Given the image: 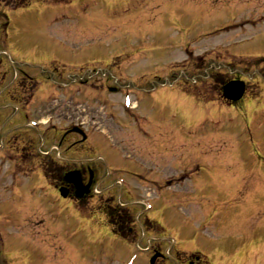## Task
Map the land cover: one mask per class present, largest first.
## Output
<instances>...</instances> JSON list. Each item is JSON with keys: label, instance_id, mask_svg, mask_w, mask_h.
Masks as SVG:
<instances>
[{"label": "rangeland", "instance_id": "374dc122", "mask_svg": "<svg viewBox=\"0 0 264 264\" xmlns=\"http://www.w3.org/2000/svg\"><path fill=\"white\" fill-rule=\"evenodd\" d=\"M4 13L15 48L1 41L0 31L2 64L38 70L45 81L64 72L66 84L75 79L70 71L89 65V87L99 81L123 85L120 95L102 93L112 111L89 88L88 114L84 103L76 99L68 107L62 95V106L47 104L55 84H45L38 138L44 151L57 144L63 160H77L60 140L63 130L79 125L92 136L100 130L111 136L112 141L101 137L102 147L131 155L145 173L178 180L158 186L159 193L141 186L136 198L120 189L115 178L121 176L112 171L114 181L99 179L101 202L89 198L76 204L79 210L67 198H53L44 177L48 203L38 217L1 213L0 264H151L147 251L160 246L149 238L159 240L158 251L170 264H186L188 254L202 257L201 264H264V0H72ZM213 75L244 80L248 94L236 105L222 104ZM129 88L136 112L146 117L141 132L118 110ZM4 93L1 88V146L8 126L14 129L1 113L19 107L9 105ZM109 112L124 129L106 119ZM20 122L25 124H14ZM51 129L60 132L49 134ZM105 151L94 156L105 158ZM197 163L199 176L180 177ZM106 172L104 167L101 176ZM132 180L125 186L132 187ZM116 196L123 204L149 203V211L140 204L131 208L143 213L138 223L153 221L162 233L146 226L145 239L138 230L135 238L123 239L108 230L98 208L104 202L116 207ZM4 197L0 193V201Z\"/></svg>", "mask_w": 264, "mask_h": 264}, {"label": "flooded vegetation", "instance_id": "af4514ba", "mask_svg": "<svg viewBox=\"0 0 264 264\" xmlns=\"http://www.w3.org/2000/svg\"><path fill=\"white\" fill-rule=\"evenodd\" d=\"M62 1L64 0H0V31H3L1 41L8 47L13 48L15 46V42L11 34L13 28L10 25L8 16L4 13V10H7L9 15H11L12 13L30 8L33 5H45L47 7H51L58 5ZM108 1L114 3L115 0ZM116 1L118 2V0ZM89 71L91 73L94 71V68L89 70V65L79 67L78 70L70 71V76H73L75 79L69 82V84H66L67 80L66 77H64V72H62L59 76L58 73H60V71H58L55 73L56 75L53 74L52 78L47 76V80L45 81L43 73L38 70L27 71L20 66L11 67L2 64V61L0 60V89L2 88L5 91L4 99L7 103H9V105L19 106L16 109V112L6 111L5 113H1V116L9 117V123L14 126V129H11V126H8V132L6 135L7 144L2 146L0 145V193L5 195L4 200L0 201V215L1 213L7 214L11 212H21L24 215L30 214L31 217H38L39 213L42 211V205L44 203H48V199L45 198L46 196L43 191V176L45 169H48V173L51 176V179L48 180V188L52 192V197L57 198L60 195V187L65 186L69 192L70 201L80 203L81 206L83 205L82 203L88 204L89 198L99 197L93 194V187L98 185L102 179H111L114 181V178L110 177L111 174H113L112 171L117 172L121 176L120 179L123 183L119 184L120 189L123 190L126 187L128 192H130L128 195H132L136 198L140 195L137 192H139L138 188L141 186H151V190L154 189L155 192L159 193L157 188L158 186H162L164 184L167 185L169 182L178 180V178L172 176L156 178V176H151L149 172L145 173L144 169H141L140 163H138L137 160H134L135 158L127 154L126 156H122L120 155V152L114 148H103V140L99 137L89 135V130L87 131V136L84 140L76 132H69L70 127L62 131L64 139L66 137L65 141L63 139V142L67 143L66 150L71 154L76 155L78 157L77 160H63L62 158L56 159L51 153L43 152L42 147L38 143L40 135L39 128L41 126L39 117H41L43 113V105L40 100V95L45 84H47L50 80H52L55 84V87L53 88L54 94L52 93L53 96L48 99L46 102L47 104H56L55 108L62 106L63 104L61 103V100H59V97L62 95L63 97H67L65 99V103L68 107H73L74 101L78 99L81 105L84 103L87 106L85 111H87L88 114H91L89 112L90 88L95 90L92 98L97 103H101L104 107L103 109L107 108L112 111L113 106L108 107V101L102 93L106 91L116 95L120 94L123 90V85H121L120 82H115V85L110 86L99 81L98 83L92 85V87L95 88L89 87ZM83 85L86 87H83ZM58 86H63L61 91L57 88ZM129 90L133 92V89L129 88ZM65 91H67L68 94H63ZM118 110H122V118L130 122L134 128H137V131H142L140 116L137 117L134 111L126 112V110L122 109V106L119 104ZM105 116L106 119L111 122H116L114 124L115 126L124 129V125L122 123L123 121H116L114 113L109 112L105 114ZM17 120H24L25 124L20 122V124L16 126L14 123ZM31 120L36 121L37 125L31 126ZM99 125L102 124L99 123ZM97 128H99V126ZM46 131L52 135L60 132L55 129ZM144 134H146V131H144ZM145 149L149 152V148ZM99 150H106L105 158L102 156H94V153H97ZM133 150L137 154L136 147H133ZM60 166L63 168L62 172L60 171ZM104 167L107 168L106 176H101V172ZM67 169L79 170L85 185L89 184L91 181L92 192L84 196L82 199L76 200L74 186L68 183L63 176V172ZM140 170H142V173L139 172ZM189 170L190 169L183 170V173L186 174L187 178L192 179L194 176L200 175L202 166L197 163L194 169H191V171ZM151 174H153L152 171ZM127 178L129 180L133 179L132 181L135 182L132 187L127 185L125 186ZM120 179L117 180V178H115L118 182ZM110 187L109 191L112 192L113 188ZM121 196L122 194H119V197ZM146 197L150 198V195H147ZM135 201L136 200L133 201V205H136ZM99 202H101V199H99ZM120 205L123 204L121 203ZM131 206L132 205H130V207L125 206L126 209H124V211L127 212L126 215L133 217L135 212ZM99 207L100 208L98 209L102 210L108 217H110V215L114 217V221L116 223L115 227L118 230L136 232L135 224H130V228L128 226L127 229L126 225H123L119 220L115 219L113 207L110 206L109 203L105 204L104 202V204H102V206L99 205ZM119 214L121 213L119 212ZM158 245L161 249V244L157 243L156 246ZM188 255L189 257L186 261L188 264H200L199 262L201 259L198 255ZM159 260L162 261L161 264H169L168 261H166L167 259L165 256L159 257L156 263H158Z\"/></svg>", "mask_w": 264, "mask_h": 264}, {"label": "water", "instance_id": "95a60500", "mask_svg": "<svg viewBox=\"0 0 264 264\" xmlns=\"http://www.w3.org/2000/svg\"><path fill=\"white\" fill-rule=\"evenodd\" d=\"M244 91H245V84L242 81H232L224 87V95L226 98H228L230 100H235V101L239 100L243 96ZM80 132H82V131H80ZM65 178L69 182H73L75 184L78 197H82L85 193H89L90 184L87 186L83 185V183L81 181V174L79 171L67 173ZM67 192L68 191H66L65 189H61V194L64 197L67 196V194H68ZM158 256L159 255L156 254L152 258V263H154L155 259Z\"/></svg>", "mask_w": 264, "mask_h": 264}, {"label": "trees", "instance_id": "16d2710c", "mask_svg": "<svg viewBox=\"0 0 264 264\" xmlns=\"http://www.w3.org/2000/svg\"><path fill=\"white\" fill-rule=\"evenodd\" d=\"M113 212L115 213V219L119 220L123 225H126V228L128 229V225L127 224L131 222V218L128 215L124 214V213L119 214V210H116V211H113ZM109 219H110L111 227L113 228V232L115 234H117L119 236H122L125 239H129V238L132 237V235L134 234L133 231L128 232V231L118 230L115 227L116 223L114 221V217H112L110 215ZM129 228H130V225H129Z\"/></svg>", "mask_w": 264, "mask_h": 264}]
</instances>
